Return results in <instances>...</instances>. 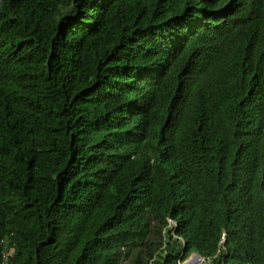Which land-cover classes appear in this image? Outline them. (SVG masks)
Returning <instances> with one entry per match:
<instances>
[{"label": "trees", "instance_id": "trees-1", "mask_svg": "<svg viewBox=\"0 0 264 264\" xmlns=\"http://www.w3.org/2000/svg\"><path fill=\"white\" fill-rule=\"evenodd\" d=\"M3 239L264 264V0H0Z\"/></svg>", "mask_w": 264, "mask_h": 264}, {"label": "built area", "instance_id": "built-area-1", "mask_svg": "<svg viewBox=\"0 0 264 264\" xmlns=\"http://www.w3.org/2000/svg\"><path fill=\"white\" fill-rule=\"evenodd\" d=\"M15 249L8 239L0 240V264H12Z\"/></svg>", "mask_w": 264, "mask_h": 264}, {"label": "water", "instance_id": "water-1", "mask_svg": "<svg viewBox=\"0 0 264 264\" xmlns=\"http://www.w3.org/2000/svg\"><path fill=\"white\" fill-rule=\"evenodd\" d=\"M205 262L200 256H194L191 261L187 262L186 264H203Z\"/></svg>", "mask_w": 264, "mask_h": 264}, {"label": "rangeland", "instance_id": "rangeland-1", "mask_svg": "<svg viewBox=\"0 0 264 264\" xmlns=\"http://www.w3.org/2000/svg\"><path fill=\"white\" fill-rule=\"evenodd\" d=\"M193 257H194V256H193ZM193 257H192V258H193ZM192 258H191L190 260H188L187 262L191 261V260H192ZM187 262H185L184 264H186ZM130 263H131V261H130ZM122 264H129V263L125 261V262H124V263H122Z\"/></svg>", "mask_w": 264, "mask_h": 264}, {"label": "bare ground", "instance_id": "bare-ground-1", "mask_svg": "<svg viewBox=\"0 0 264 264\" xmlns=\"http://www.w3.org/2000/svg\"><path fill=\"white\" fill-rule=\"evenodd\" d=\"M201 264V263H200Z\"/></svg>", "mask_w": 264, "mask_h": 264}]
</instances>
